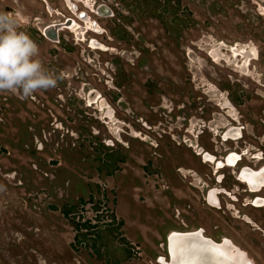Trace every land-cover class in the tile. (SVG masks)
Wrapping results in <instances>:
<instances>
[{
    "label": "rangeland",
    "instance_id": "374dc122",
    "mask_svg": "<svg viewBox=\"0 0 264 264\" xmlns=\"http://www.w3.org/2000/svg\"><path fill=\"white\" fill-rule=\"evenodd\" d=\"M95 1L114 16L77 3L104 31L87 34L99 44L90 51L67 31L40 38L71 16L60 0H48L62 14L52 16L39 0H0V13L9 7L59 77L31 97L0 92V264H161L171 231L199 227L264 264L262 233L228 213L218 229L198 185L212 183L210 170L176 145L196 142L184 128L203 107L209 124L215 113L217 123L225 118L214 94L229 90L242 100L234 113L244 136L221 150H264V0ZM236 44L258 52L245 75L229 51ZM177 169L196 176L183 179ZM243 213L264 231V209Z\"/></svg>",
    "mask_w": 264,
    "mask_h": 264
},
{
    "label": "flooded vegetation",
    "instance_id": "af4514ba",
    "mask_svg": "<svg viewBox=\"0 0 264 264\" xmlns=\"http://www.w3.org/2000/svg\"><path fill=\"white\" fill-rule=\"evenodd\" d=\"M39 1L48 15L52 16L53 13L62 15L57 11L54 12L49 6L48 0ZM60 1L71 16L65 17L62 15V21L51 23L50 25L43 27L42 30L39 31L41 35L40 38L54 41L59 39V32L67 31L74 37V41L76 39L80 42L86 41L87 44L85 45L88 50H99V48H97L98 46H96L97 43H95V40L92 38L86 39V36L88 33L103 34L104 31L100 29L98 22L94 21L86 11L94 14L96 17L104 18L114 16L112 9L107 4L97 3L95 0ZM90 2H93V4H90ZM77 3H79L86 11H79ZM171 3L172 1H167V6H162V10L164 9L166 12H169L168 4ZM100 5H105L111 11L112 15H98L96 11ZM8 8V6L5 7L6 13L9 12ZM162 18L163 17L158 16L155 20L160 21L163 25ZM170 19L172 20L173 17L171 16ZM170 22L171 21H169V24ZM167 26L168 24L166 27ZM58 44H60V41ZM229 51L231 52V57L234 59L233 61L237 62V66H235L237 67L236 72L242 75H245L243 74V71L249 69L252 62L258 61V52L250 45L236 44L230 46ZM208 57L213 63H215L217 60L216 51L211 50ZM222 62L226 64V61L222 60ZM262 82V87L264 89V75ZM225 91L227 92L225 96L221 91L216 95L211 91L214 94V97H217L219 99L218 101H220V103L216 104L219 110L223 111L228 109L224 111L225 118L220 119V122L217 123L218 118L215 113L211 124H209L208 118L205 117L207 113L204 111L203 107L200 110L202 111V116L193 117L190 123H188V119L182 120L188 123L184 128V133H187L192 139H196V142L187 139L181 140V142L176 145L182 146L188 152L192 151L194 155L193 157L198 158L200 166L209 168L211 176L210 181H212V183L210 185L198 183V185H200V188H198L202 193V202L216 215L215 222L218 224V229H221L223 226V218L220 214L228 213L230 219L234 220L236 224H241L240 222H242L244 226H249L251 230L254 228V230L260 231L264 237V231L261 230L257 224L253 223L251 218L243 213L251 210L264 209V150L260 149L258 153H249L248 150H237V148L221 150V147L227 144L237 146L244 136V128L241 126V123L234 113V111H236L235 107H240L242 105V100H240V96H236L231 91ZM99 99V95L96 94L91 101H97ZM160 108L165 109L164 107ZM176 109L177 111L182 110L184 109V105L182 106V104H178ZM178 117L179 116L175 119L177 120ZM169 138L171 142L176 143L172 136ZM206 143H208V149ZM225 171L228 172L227 175L224 173ZM176 172L183 179L187 176H196L192 175V172L181 169H177ZM227 180H230V187L226 186L228 184ZM217 215L219 216L217 217ZM190 233L199 234L198 239L201 245L207 246L212 250H218L217 252L219 254L215 256L213 264H256L249 254L240 248L231 238L222 236L218 240L213 239L212 237L206 236L205 230L201 227L193 231H171L168 237L174 236L173 234L185 235ZM221 248H223L224 251H222ZM167 254V261H163L162 258H159L162 262L161 264H173L171 253L169 254L167 251ZM211 260L207 258V263L210 264Z\"/></svg>",
    "mask_w": 264,
    "mask_h": 264
},
{
    "label": "clouds",
    "instance_id": "9594fccd",
    "mask_svg": "<svg viewBox=\"0 0 264 264\" xmlns=\"http://www.w3.org/2000/svg\"><path fill=\"white\" fill-rule=\"evenodd\" d=\"M38 45L11 14L0 13V92L31 97L58 86L59 77L44 67Z\"/></svg>",
    "mask_w": 264,
    "mask_h": 264
},
{
    "label": "bare ground",
    "instance_id": "6f19581e",
    "mask_svg": "<svg viewBox=\"0 0 264 264\" xmlns=\"http://www.w3.org/2000/svg\"><path fill=\"white\" fill-rule=\"evenodd\" d=\"M173 235L170 236V253L173 264H208L207 258L212 259L210 264H213L215 256L219 254L218 250L201 245L197 233ZM221 250L224 251L223 248Z\"/></svg>",
    "mask_w": 264,
    "mask_h": 264
},
{
    "label": "water",
    "instance_id": "95a60500",
    "mask_svg": "<svg viewBox=\"0 0 264 264\" xmlns=\"http://www.w3.org/2000/svg\"><path fill=\"white\" fill-rule=\"evenodd\" d=\"M96 13L100 16H111L112 13L111 11L105 6V5H100L98 8H97V11ZM96 46H99L96 44ZM97 93H95L94 91H92L90 93V97H91V100L93 99V97L96 95ZM166 249L168 251V253L170 254V237L167 238L166 240Z\"/></svg>",
    "mask_w": 264,
    "mask_h": 264
},
{
    "label": "trees",
    "instance_id": "16d2710c",
    "mask_svg": "<svg viewBox=\"0 0 264 264\" xmlns=\"http://www.w3.org/2000/svg\"><path fill=\"white\" fill-rule=\"evenodd\" d=\"M84 227L85 228H87V229H90V228H92L91 226H89V225H84Z\"/></svg>",
    "mask_w": 264,
    "mask_h": 264
}]
</instances>
